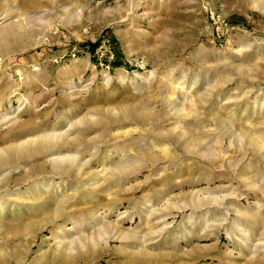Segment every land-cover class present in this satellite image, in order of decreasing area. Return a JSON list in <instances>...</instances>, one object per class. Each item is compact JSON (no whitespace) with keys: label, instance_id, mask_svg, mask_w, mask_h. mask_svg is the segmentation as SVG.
I'll use <instances>...</instances> for the list:
<instances>
[{"label":"rangeland","instance_id":"1","mask_svg":"<svg viewBox=\"0 0 264 264\" xmlns=\"http://www.w3.org/2000/svg\"><path fill=\"white\" fill-rule=\"evenodd\" d=\"M0 264H264V0H0Z\"/></svg>","mask_w":264,"mask_h":264}]
</instances>
